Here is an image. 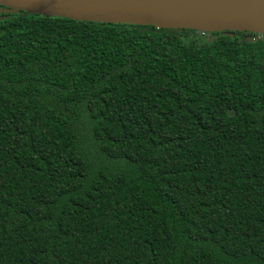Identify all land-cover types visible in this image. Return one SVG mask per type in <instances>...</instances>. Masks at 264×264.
Instances as JSON below:
<instances>
[{"label": "trees", "instance_id": "1", "mask_svg": "<svg viewBox=\"0 0 264 264\" xmlns=\"http://www.w3.org/2000/svg\"><path fill=\"white\" fill-rule=\"evenodd\" d=\"M0 264H264V34L0 13Z\"/></svg>", "mask_w": 264, "mask_h": 264}, {"label": "water", "instance_id": "2", "mask_svg": "<svg viewBox=\"0 0 264 264\" xmlns=\"http://www.w3.org/2000/svg\"><path fill=\"white\" fill-rule=\"evenodd\" d=\"M24 11L78 21L264 34V0H0Z\"/></svg>", "mask_w": 264, "mask_h": 264}, {"label": "flooded vegetation", "instance_id": "3", "mask_svg": "<svg viewBox=\"0 0 264 264\" xmlns=\"http://www.w3.org/2000/svg\"><path fill=\"white\" fill-rule=\"evenodd\" d=\"M263 37V34H257V38Z\"/></svg>", "mask_w": 264, "mask_h": 264}]
</instances>
